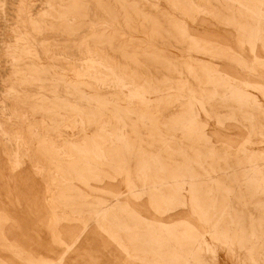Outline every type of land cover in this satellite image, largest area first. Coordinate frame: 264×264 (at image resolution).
I'll use <instances>...</instances> for the list:
<instances>
[{
	"label": "rangeland",
	"instance_id": "obj_1",
	"mask_svg": "<svg viewBox=\"0 0 264 264\" xmlns=\"http://www.w3.org/2000/svg\"><path fill=\"white\" fill-rule=\"evenodd\" d=\"M0 264H264V0H0Z\"/></svg>",
	"mask_w": 264,
	"mask_h": 264
},
{
	"label": "bare ground",
	"instance_id": "obj_2",
	"mask_svg": "<svg viewBox=\"0 0 264 264\" xmlns=\"http://www.w3.org/2000/svg\"><path fill=\"white\" fill-rule=\"evenodd\" d=\"M33 221L36 222L37 220L35 218H32V219H28L27 222L24 220L23 223H24L25 227H26V224L28 227H30L29 225H31V222H33Z\"/></svg>",
	"mask_w": 264,
	"mask_h": 264
}]
</instances>
